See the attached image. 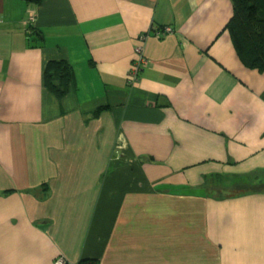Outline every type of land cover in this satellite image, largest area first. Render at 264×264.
Masks as SVG:
<instances>
[{
    "label": "crops",
    "instance_id": "obj_1",
    "mask_svg": "<svg viewBox=\"0 0 264 264\" xmlns=\"http://www.w3.org/2000/svg\"><path fill=\"white\" fill-rule=\"evenodd\" d=\"M231 16L230 0H0V264H264V189L238 184H264V72L239 62ZM50 61L74 74L60 101Z\"/></svg>",
    "mask_w": 264,
    "mask_h": 264
},
{
    "label": "trees",
    "instance_id": "obj_2",
    "mask_svg": "<svg viewBox=\"0 0 264 264\" xmlns=\"http://www.w3.org/2000/svg\"><path fill=\"white\" fill-rule=\"evenodd\" d=\"M232 16L224 28L228 33L234 52L239 62L246 69L264 72V0H230ZM35 40V39H34ZM37 41V40H36ZM29 48H40L42 44L33 45L32 29L28 35ZM39 46V47H38ZM74 82L71 66L62 61H50L44 71V86L58 101L62 100ZM104 109L96 110L93 117ZM238 184L245 192L263 191L264 184ZM8 192L0 193L8 194ZM78 264H93L79 262Z\"/></svg>",
    "mask_w": 264,
    "mask_h": 264
},
{
    "label": "built area",
    "instance_id": "obj_3",
    "mask_svg": "<svg viewBox=\"0 0 264 264\" xmlns=\"http://www.w3.org/2000/svg\"><path fill=\"white\" fill-rule=\"evenodd\" d=\"M171 33V29L165 28V29H159L156 30L154 35L156 38L164 37L167 34ZM147 64V61L144 57L143 54V49L142 47L138 46L134 49V60L132 62V66L129 70L128 73V83L131 86H134L138 83L139 81V73L142 70V68ZM53 264H77V263H72L69 262L66 258H64L61 255H58L54 261Z\"/></svg>",
    "mask_w": 264,
    "mask_h": 264
},
{
    "label": "rangeland",
    "instance_id": "obj_4",
    "mask_svg": "<svg viewBox=\"0 0 264 264\" xmlns=\"http://www.w3.org/2000/svg\"><path fill=\"white\" fill-rule=\"evenodd\" d=\"M263 189H264V188H263ZM203 191H204V190H203ZM200 192L203 193L202 191H200ZM61 256H62V255H61ZM55 258H56V257L53 258V260H52V264H53V261H54ZM64 258H65V257H64Z\"/></svg>",
    "mask_w": 264,
    "mask_h": 264
}]
</instances>
